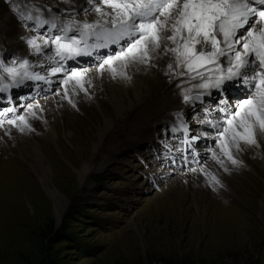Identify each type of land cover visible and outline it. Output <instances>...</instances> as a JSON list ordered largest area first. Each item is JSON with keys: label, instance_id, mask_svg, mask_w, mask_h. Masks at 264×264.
I'll list each match as a JSON object with an SVG mask.
<instances>
[{"label": "rangeland", "instance_id": "obj_1", "mask_svg": "<svg viewBox=\"0 0 264 264\" xmlns=\"http://www.w3.org/2000/svg\"><path fill=\"white\" fill-rule=\"evenodd\" d=\"M86 8H90L88 0H0V58L7 63L13 57L36 63L54 56L52 45L40 55H31L28 38L55 33L48 26L37 32L34 23L21 20L19 13L54 20L60 27L69 21L98 19L94 11L85 14ZM165 45L171 46L162 42L155 63H172L173 69L170 78L160 74L158 82L151 85L147 101L139 98L142 85L138 72L125 85L118 76L112 78L107 66L101 73L98 69L102 62L90 67L96 69L94 77L89 78L93 83L87 85V95L95 98L93 104L84 92L73 91L71 83L68 88L76 96V107L69 104L62 96L61 79H55L56 84L26 80L10 92L0 93V113L6 112L2 110L8 104L14 109L9 116L25 113L33 129L21 132L12 125L13 131L27 137L25 141L30 144L42 141L43 169L60 199L54 200L41 187L33 168L23 167L18 161L15 169L29 184V194H22L13 181L14 186L6 183L1 171L9 167V161L3 158L5 151L9 159L22 160L14 153L17 138L0 133V144L4 142L0 145V264H264V178L261 182L253 179L256 171L264 174V140L256 139L257 145L241 143L239 150L232 146V154L239 161L236 165L225 159L222 167L212 159L213 151L219 155V149L217 132L211 131L210 122L218 120L222 124L221 101L234 108L247 95V89L237 81L226 82L225 91L198 87L202 82L199 78L177 75L183 69L175 67L173 54H165ZM115 50L95 52L84 61L104 52L114 55ZM66 62L61 63L67 70L71 64ZM149 64L155 65L154 61ZM182 90L192 97L199 95V102L190 101L185 106L179 96ZM57 91L66 116L55 117L61 127L65 121L66 137L61 130V148L56 150L37 112L33 117L29 106H42ZM97 101L102 103L100 110ZM115 104L120 107L116 109ZM176 114L180 118L170 123V128L167 117ZM43 115L48 117L45 108ZM181 119L187 134L197 137L184 143L183 150V131L172 132ZM256 130L259 137H264L259 128ZM201 169L215 175L220 184H214L211 175L205 176ZM232 172L253 180H241L244 187L238 189L233 179L225 183L220 178V173ZM200 181L201 187L193 192ZM198 194L205 199L197 205ZM222 200L233 208L227 211L220 207ZM246 204L252 206L250 212L242 208ZM202 210H207V217L199 215ZM229 217L242 224L231 229Z\"/></svg>", "mask_w": 264, "mask_h": 264}, {"label": "snow or ice", "instance_id": "obj_2", "mask_svg": "<svg viewBox=\"0 0 264 264\" xmlns=\"http://www.w3.org/2000/svg\"><path fill=\"white\" fill-rule=\"evenodd\" d=\"M88 4L90 8L84 9L85 14L94 11L98 19L83 23L69 21L60 27L39 15L19 13L21 20L34 23L37 32L47 25L55 33L28 38L26 43L37 55L53 46L54 56L48 59L55 60L58 66L51 67L49 75L63 74L62 96L69 104L76 107L68 85L71 83L73 91L87 95L91 81L75 68L66 70L61 62L91 55L92 49L120 45L119 51L108 55L98 70L102 73L107 66L113 79L117 76L131 79L126 68L133 63L148 64L152 54L167 41L171 46L165 45V54H173L175 67L183 69L177 75H187L191 80L199 78L202 82L198 87L202 89L225 91L228 81H241L247 89V95L234 108L221 101L224 120L213 125L219 149V155L212 153L215 162L224 167L226 159L236 165L239 161L232 154V146L239 150L241 143L257 145L256 129L264 132V0H88ZM221 58L226 61V67ZM32 67L28 59L13 57L7 63L0 58V93L10 92L26 80L50 83L47 77L32 72ZM168 68L171 71L173 64L169 63ZM199 98L187 93L183 96L186 103ZM29 112L36 116L31 105ZM7 123L21 132L33 130L26 115H16ZM180 130L185 136L184 143H189L188 129L182 119L180 127H174L172 132ZM201 172L211 175L204 169ZM211 181L220 184L215 175H211Z\"/></svg>", "mask_w": 264, "mask_h": 264}, {"label": "bare ground", "instance_id": "obj_3", "mask_svg": "<svg viewBox=\"0 0 264 264\" xmlns=\"http://www.w3.org/2000/svg\"><path fill=\"white\" fill-rule=\"evenodd\" d=\"M52 21H54V20H52ZM256 27L259 28L260 27V24H257ZM2 46H3V43L0 44V48ZM112 46H113V49H118L117 51H119L120 45H112ZM115 53H116V50H115L114 54ZM31 55H36V54H34L33 52H31ZM106 55H107V52H104L99 57H95V58H93V60H90L91 62L90 61H83V62L78 61L76 64H74L76 66H74V65L71 64V68H75L78 71H80L82 74H84L85 78H87L88 80H90L93 83L94 80L92 81L89 78L94 77L93 76L94 75V70H96V69H94L95 67L94 68H90V67L95 66L99 62H103V60L107 57ZM152 55H153V59L151 61L152 62L154 61V64L155 65L149 64L151 61L148 64L133 63V64L129 65L126 68V70H125L126 71V75L128 77H131V79H126V78H123V77L118 76V79H119L120 82H122V83L124 82L125 85H129L131 83V81L134 80V77H135L134 72H138L140 74L139 75V78L141 79V85H142V87L140 88V91H139V98L141 99L140 101H147L148 100V97L150 95L147 93V90L150 89L151 85H153L154 83L158 82V80H159V78L161 76L160 74H163V75L166 74L165 76H168L167 78H170L169 77L170 70L168 68V65L167 64L155 63L156 60H157V55L158 54H157V52H154ZM77 58H81V56L80 57H77ZM221 59H222V62L224 64H226V61L224 60V58H221ZM47 62L49 64V68L46 67V63ZM55 62L53 60H48V61L47 60H44V61H39V62H36V63H33L32 61H30V63L33 65V67L31 68V71L34 72V73H38L39 75L45 76L44 75V72L50 71L51 67L58 66V65H56ZM148 65L153 66L152 67L153 68L152 70L155 69L153 71V73H152V70L151 71L148 70ZM41 67H44V70L39 69ZM96 67H98V66H96ZM81 69H83V70H81ZM45 77H47V79L50 81V83L53 82V83L56 84L55 79H61L62 80L63 74H57L56 76H50L48 74ZM236 83H238V85H241L243 88H245V86L243 85V83L241 81H239V82L237 81ZM60 85H61V83H60ZM63 91H64V88L62 86V92ZM57 93H59V91H57ZM185 93H188V91L182 90L181 92H179L180 98H183V96H184ZM83 95H84V97H87V100L91 104H93V102L95 100V98L93 96L90 97V96L86 95L85 93H83ZM114 97L118 99L117 95H114ZM194 97H196V96H194ZM70 98L73 100V102L75 101L76 96L73 94V92H71ZM199 100L200 99H193V100H190V101H191V104H192L193 102H199ZM190 101L187 102V103L184 101L185 106L190 105ZM97 102H98V104H97L98 107L97 108L100 110L102 108V103L100 101H97ZM37 105H39V108H36V107H34L36 105H33V111L37 112V114H38V116H39V118L41 120L43 129L48 133L50 140H52L51 141V144H53V145L56 146V150L57 149H60L61 147L59 148L58 141H60V139L62 137L61 130L63 132V136L66 137V131H65L66 130V128H65L66 127V123H65V121L63 122V127H61V125L59 124V119H57L55 117L56 114H60V116L63 115L64 117L66 116L65 113L63 112V109H62V106H61L60 95L57 94V95H54L53 97L50 96L49 98L46 99V102L45 103L41 104L42 106H40V104H37ZM43 105H44V107H43ZM5 106L6 107H4V109L2 111H6L5 112V116L6 117H4L3 119L0 118V121H6L7 122L8 119H11L13 117L12 116H9V114H11L10 112H7V109L9 108V105L6 104ZM114 107L117 109V108L120 107V105L115 104ZM44 108L48 112V117H46L45 115H43ZM41 109H43V110L41 111ZM207 112H208L207 110H204V113L205 114ZM170 114L172 115V114H175V113H173L171 111ZM22 115H26V114L25 113L23 114V112H22ZM171 115L169 117H167V120L169 121L167 123L168 126H169L170 123H174V122H176L178 120V114H176L174 117H172ZM224 116H225V113L223 114V117ZM223 117H222V119L224 120ZM217 121L218 120H216L215 122H210V123H212L211 131H213L214 134L217 131L213 127V125L218 124ZM179 127H180V123L178 124L177 128H179ZM67 128H68V126H67ZM180 131H182V130H180ZM180 131H177V132H180ZM0 133H6L8 135L11 133L14 137L17 138L16 141H15V143H16V145H18L17 146L18 149H17V151H14V153L16 155L18 154V157L21 158V160H22V161H19L18 159L17 160L16 159H9L8 157H6V151H5V154L3 155V158L6 159L7 161H9V165H8L9 167L6 166L9 169H6V167H3V168H1L2 169L1 171H2V173L5 174V178H3V179H5L6 183L8 182L9 184H13V186H14V183L13 182H15L16 183V186H17L16 188H19L22 191V194H23L24 191L26 192V194L27 193L29 194V191L30 190H27L26 189V186H28L29 184L25 181L26 179L24 178V176L21 175L20 172L15 169V168H17V164L16 163L18 161L20 163V165H22L23 167H25V166H28L29 167L30 166L31 168H33L32 171L36 173V175L38 177V181H39L41 187L44 190H46L47 192H49L50 196L54 200L59 201L60 199L56 196L55 192L53 191L52 185L50 184L49 177H48V175H46V173L44 171V169H45V167H44V165H45V161H44L45 154H43V148H42L43 146H41V142L42 141L41 142H36L34 144H30L29 143L30 141L29 142L28 141H25L27 137H23V135L21 137V135L18 134V131H13L12 125H9V124H7L5 122H3L2 123V126H0ZM209 133H211V132H209ZM263 133L264 132H262V134ZM259 136H260V134L256 130V139H262V140H264V137H262V136L259 137ZM152 137H153V134H152ZM183 137L184 136H182V139H183ZM216 138H215V143H216ZM187 139L189 140V142H191V141L194 140L193 137L189 136L188 134H187ZM66 140H67V138H66ZM2 142L3 141H1V144L0 145H4V142L3 143ZM183 144H184V141L182 142V145L180 146V148L182 150H183V147H184ZM216 147H217V145H216ZM4 159H3V161H4ZM212 159H213V157H212ZM1 163H3V162H1ZM256 175H257V177H254L253 179L255 181H257V182H261V179L264 178V174L261 173V172L256 171ZM220 178L222 180L224 179L225 183L229 179H233L236 182L234 184H236V186L238 187V189H240V186L244 187V185H243L244 182H241V180H243L245 182L247 181L248 183H249V181H252L253 180V179L247 178L244 175L238 176L234 172H232L231 174L225 173L224 175H223V173H220ZM10 181H11V183H10ZM201 182L202 181L198 182L196 185L193 186V187H195L193 192L197 191L201 187ZM228 185L231 187L232 183H231V185L230 184H228ZM196 186H198V187H196ZM231 188H233V187H231ZM233 190H235V192L239 195V190H237L236 188L233 189ZM257 191H258V189H257ZM250 196L252 198H254V194H251ZM191 198L194 199V193H192ZM36 199L38 200L39 198L36 197ZM204 199H205V196H203V195L200 194L199 195V198L196 200L197 205L199 203H203ZM41 200H42V198H41ZM211 201H213V198H211ZM222 202H223V204H221L220 207H223V209H227V211H228V210H230V209L233 208L232 205L231 206L230 205H227L225 203V201L222 200ZM241 203L238 201L237 204H241ZM233 204H235V203L233 202ZM225 205H227V207H224ZM242 208L244 210H246V211H249V212L252 210V206L251 205L250 206H247V204H246L245 207H242ZM207 213H208L207 210H205V211L202 210L201 212H199V215H201V216L203 215V217H207L208 216ZM225 214L226 215H229L226 211H225ZM186 217H187V215L185 214L184 216H182V219L183 218H186ZM229 219L232 220V222H233V225L231 226V229H232V227L236 228V226H239L240 224H242V223H239L237 220L232 219L230 217H229ZM243 229L244 228H242L241 232L243 231Z\"/></svg>", "mask_w": 264, "mask_h": 264}]
</instances>
